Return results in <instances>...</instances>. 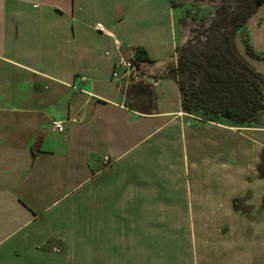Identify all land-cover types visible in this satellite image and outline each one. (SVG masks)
Returning <instances> with one entry per match:
<instances>
[{"label": "crops", "instance_id": "0c3cea01", "mask_svg": "<svg viewBox=\"0 0 264 264\" xmlns=\"http://www.w3.org/2000/svg\"><path fill=\"white\" fill-rule=\"evenodd\" d=\"M195 2L0 0V264H264V112L241 127L181 109ZM138 48L152 63L114 78ZM132 86L152 94L140 111Z\"/></svg>", "mask_w": 264, "mask_h": 264}, {"label": "trees", "instance_id": "16d2710c", "mask_svg": "<svg viewBox=\"0 0 264 264\" xmlns=\"http://www.w3.org/2000/svg\"><path fill=\"white\" fill-rule=\"evenodd\" d=\"M219 1L201 4L209 5L213 13L207 28L201 32L204 37L201 50L195 53L187 48L180 51L176 48L179 57L173 71L181 109L203 121L218 124L226 121L250 127L264 112V76L238 53L234 40L242 33L244 53L256 57L245 23L264 5V0ZM198 5L195 2L186 13L189 15L191 9L197 10ZM132 62L136 67L139 63H152L141 48L136 49ZM151 96L150 89L132 86L127 92V98L133 101L129 107L140 111L149 105ZM261 159L263 161L264 153ZM258 172L264 178V166L259 167Z\"/></svg>", "mask_w": 264, "mask_h": 264}, {"label": "rangeland", "instance_id": "374dc122", "mask_svg": "<svg viewBox=\"0 0 264 264\" xmlns=\"http://www.w3.org/2000/svg\"><path fill=\"white\" fill-rule=\"evenodd\" d=\"M206 1L196 0V4L200 5H198V9H191V13L189 15L185 13L184 17L180 19L175 34L176 43L178 44V51L187 48L196 53V51L201 50V45L204 41V37L201 36V32L207 28L210 14H213L209 5H201L206 3ZM226 1L229 2L230 0ZM207 18L208 21L205 23ZM259 27H264V5L262 8H259L254 14H252L245 23V30L248 34L250 45L252 46L256 57L251 58L244 53L245 51L241 40V36H243L242 33V35L237 34L235 36L234 45L238 53H240L248 63H256L255 66L264 73V29H259ZM199 31L200 34L198 35L197 32ZM177 55L178 58V52ZM261 166H264V159Z\"/></svg>", "mask_w": 264, "mask_h": 264}, {"label": "built area", "instance_id": "2783aa9c", "mask_svg": "<svg viewBox=\"0 0 264 264\" xmlns=\"http://www.w3.org/2000/svg\"><path fill=\"white\" fill-rule=\"evenodd\" d=\"M94 28L100 33H105V30L101 24H96ZM115 46L119 47V43L115 42ZM113 77L116 79H122L125 81L139 79L137 69L134 66L132 60L124 58V57H120L118 61L116 62ZM80 121L81 120L78 118H69L66 120L67 123H72V124L79 123ZM64 123L65 122H52L51 125L56 131L62 132ZM101 164L103 167H107L112 164V161L108 157H104L101 160Z\"/></svg>", "mask_w": 264, "mask_h": 264}]
</instances>
